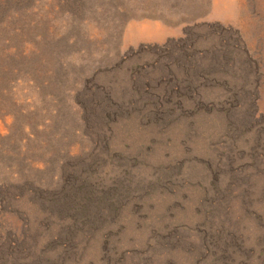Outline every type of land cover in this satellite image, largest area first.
<instances>
[{
  "label": "rangeland",
  "instance_id": "obj_1",
  "mask_svg": "<svg viewBox=\"0 0 264 264\" xmlns=\"http://www.w3.org/2000/svg\"><path fill=\"white\" fill-rule=\"evenodd\" d=\"M0 264H264V0H0Z\"/></svg>",
  "mask_w": 264,
  "mask_h": 264
}]
</instances>
